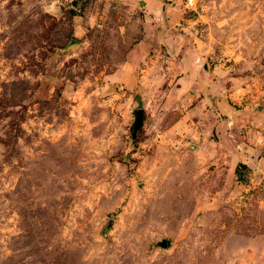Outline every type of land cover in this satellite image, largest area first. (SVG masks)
Here are the masks:
<instances>
[{"label": "rangeland", "instance_id": "1", "mask_svg": "<svg viewBox=\"0 0 264 264\" xmlns=\"http://www.w3.org/2000/svg\"><path fill=\"white\" fill-rule=\"evenodd\" d=\"M0 264H264V0H0Z\"/></svg>", "mask_w": 264, "mask_h": 264}, {"label": "water", "instance_id": "2", "mask_svg": "<svg viewBox=\"0 0 264 264\" xmlns=\"http://www.w3.org/2000/svg\"><path fill=\"white\" fill-rule=\"evenodd\" d=\"M135 120L131 127V137L132 139H135L137 136V133L139 129L141 128L143 124V116H144V109H137L134 111ZM163 246H166V242L162 244Z\"/></svg>", "mask_w": 264, "mask_h": 264}, {"label": "built area", "instance_id": "3", "mask_svg": "<svg viewBox=\"0 0 264 264\" xmlns=\"http://www.w3.org/2000/svg\"><path fill=\"white\" fill-rule=\"evenodd\" d=\"M189 3H190V4H193V0H189Z\"/></svg>", "mask_w": 264, "mask_h": 264}]
</instances>
